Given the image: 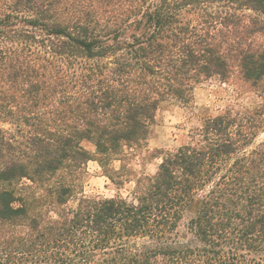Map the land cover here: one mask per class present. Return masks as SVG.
Wrapping results in <instances>:
<instances>
[{"label": "trees", "instance_id": "16d2710c", "mask_svg": "<svg viewBox=\"0 0 264 264\" xmlns=\"http://www.w3.org/2000/svg\"><path fill=\"white\" fill-rule=\"evenodd\" d=\"M263 37L264 0H0V264H264V109L148 150L203 82L261 86ZM143 151L131 201L84 194Z\"/></svg>", "mask_w": 264, "mask_h": 264}, {"label": "rangeland", "instance_id": "374dc122", "mask_svg": "<svg viewBox=\"0 0 264 264\" xmlns=\"http://www.w3.org/2000/svg\"><path fill=\"white\" fill-rule=\"evenodd\" d=\"M264 42V37L261 38ZM264 83L257 88H251L237 79L223 83L217 78H212L198 85L193 93L192 101L187 105H166L157 118L152 128L148 142V150L157 152L174 151L188 140L191 130L198 126L200 120L206 117H214L231 110L242 115L264 109ZM264 118V116H263ZM259 132L256 144L264 141V123ZM83 146L94 152V147L89 142ZM161 159L152 158L146 151L135 154L129 159L122 158L111 164L114 170L126 167L122 172L120 181L124 184L118 185L112 182L104 172L103 168L95 161L86 165L87 175L84 180V194L88 197L112 198L122 196L131 201L133 197L134 175H154L157 172ZM132 174V175H131ZM117 178V176H115ZM74 204V203H73Z\"/></svg>", "mask_w": 264, "mask_h": 264}]
</instances>
